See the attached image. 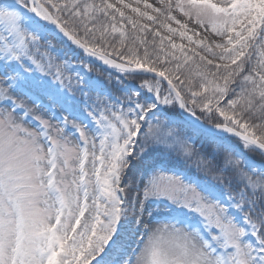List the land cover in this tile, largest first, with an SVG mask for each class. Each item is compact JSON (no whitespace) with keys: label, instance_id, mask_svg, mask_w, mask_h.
<instances>
[{"label":"snow or ice","instance_id":"6c2138e0","mask_svg":"<svg viewBox=\"0 0 264 264\" xmlns=\"http://www.w3.org/2000/svg\"><path fill=\"white\" fill-rule=\"evenodd\" d=\"M156 3L0 0V264H264V0Z\"/></svg>","mask_w":264,"mask_h":264},{"label":"rangeland","instance_id":"374dc122","mask_svg":"<svg viewBox=\"0 0 264 264\" xmlns=\"http://www.w3.org/2000/svg\"><path fill=\"white\" fill-rule=\"evenodd\" d=\"M126 2H132V0H126ZM149 2L150 3H153V4H156V6H159L156 3V0H149ZM178 18H181L182 19V17H178ZM141 22L142 23H146V24L147 23H150L146 19L145 20H142ZM170 23H172V26L173 27H177V25L174 22H170ZM153 27H155V25H153ZM193 27H196V26H194L193 24L190 23L189 24V28H193ZM196 30L200 32V35L201 36L208 35L210 39L213 38V36H214V34L211 32V26L207 23V21L205 22V25H204L203 28L197 27ZM161 31H162V33L164 35H168V33L166 31H164V30H161ZM174 39L176 40L177 43H185V44L187 43V41L180 40L178 37H174ZM136 239H137V241H139L140 240V236H137ZM144 239H146V237H144Z\"/></svg>","mask_w":264,"mask_h":264},{"label":"trees","instance_id":"16d2710c","mask_svg":"<svg viewBox=\"0 0 264 264\" xmlns=\"http://www.w3.org/2000/svg\"><path fill=\"white\" fill-rule=\"evenodd\" d=\"M126 23V22H125ZM118 27L120 26L119 24L117 25ZM130 29V25L127 26ZM118 38V37H117ZM148 39H151V36H148Z\"/></svg>","mask_w":264,"mask_h":264}]
</instances>
